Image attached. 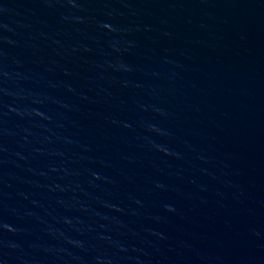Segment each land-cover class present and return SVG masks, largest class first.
Instances as JSON below:
<instances>
[{
    "label": "water",
    "instance_id": "95a60500",
    "mask_svg": "<svg viewBox=\"0 0 264 264\" xmlns=\"http://www.w3.org/2000/svg\"><path fill=\"white\" fill-rule=\"evenodd\" d=\"M0 264H264V0H0Z\"/></svg>",
    "mask_w": 264,
    "mask_h": 264
}]
</instances>
